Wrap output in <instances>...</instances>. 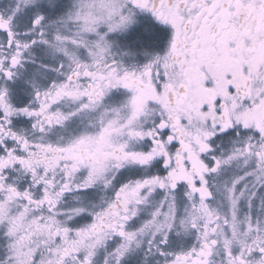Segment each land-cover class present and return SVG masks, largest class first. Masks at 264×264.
I'll return each mask as SVG.
<instances>
[{
    "label": "snow or ice",
    "instance_id": "snow-or-ice-1",
    "mask_svg": "<svg viewBox=\"0 0 264 264\" xmlns=\"http://www.w3.org/2000/svg\"><path fill=\"white\" fill-rule=\"evenodd\" d=\"M0 264H264V0H0Z\"/></svg>",
    "mask_w": 264,
    "mask_h": 264
}]
</instances>
